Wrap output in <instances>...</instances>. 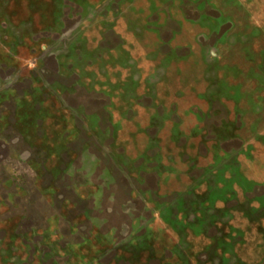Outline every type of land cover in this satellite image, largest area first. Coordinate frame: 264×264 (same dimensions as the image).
Segmentation results:
<instances>
[{"label": "rangeland", "instance_id": "obj_1", "mask_svg": "<svg viewBox=\"0 0 264 264\" xmlns=\"http://www.w3.org/2000/svg\"><path fill=\"white\" fill-rule=\"evenodd\" d=\"M0 264H264V0H0Z\"/></svg>", "mask_w": 264, "mask_h": 264}]
</instances>
